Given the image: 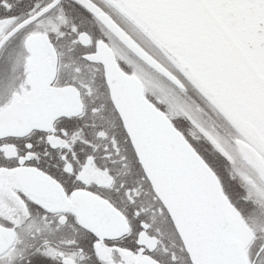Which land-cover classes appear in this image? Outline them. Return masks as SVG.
I'll return each instance as SVG.
<instances>
[{"label": "snow or ice", "instance_id": "1", "mask_svg": "<svg viewBox=\"0 0 264 264\" xmlns=\"http://www.w3.org/2000/svg\"><path fill=\"white\" fill-rule=\"evenodd\" d=\"M0 264H264V0H0Z\"/></svg>", "mask_w": 264, "mask_h": 264}]
</instances>
